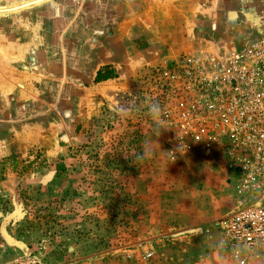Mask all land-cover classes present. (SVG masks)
<instances>
[{
	"label": "rangeland",
	"instance_id": "374dc122",
	"mask_svg": "<svg viewBox=\"0 0 264 264\" xmlns=\"http://www.w3.org/2000/svg\"><path fill=\"white\" fill-rule=\"evenodd\" d=\"M101 2L105 7L111 4L110 0H0V62L7 55L3 45H8L23 59L26 78L37 75L33 90H39L44 80L38 71H45V78L55 77L60 85L68 81L65 73L85 80L90 68L77 61L68 66L63 51L42 48L73 43L67 34L79 23L73 24L72 18L81 8L97 16L108 14L99 7ZM119 3L122 10L116 17L122 25L136 19L160 30L168 22L188 36L190 51L173 57L169 43H163L160 55H170L139 68L120 100L103 102L97 115L73 130L71 140H60L54 149L32 147L0 157V264L211 262L194 256L193 246L185 248L188 257L177 252L183 250L175 238L178 213L168 207L180 191L186 190L184 198H193L189 185L198 168L207 169L211 160L221 163V170L226 167L215 150L197 152L191 139L165 120L164 112L180 98L176 64L181 57H221L264 38L257 34L264 29V0H115ZM50 30L57 34L50 37ZM85 41L78 38V44ZM144 46L136 42L137 49ZM50 55L60 61L50 65ZM38 58H45L46 66H40ZM172 68L174 77L164 79L162 71ZM2 73L0 68V77ZM4 96L0 92V98ZM226 172L229 213L235 200ZM222 250L224 264H235L224 246Z\"/></svg>",
	"mask_w": 264,
	"mask_h": 264
},
{
	"label": "crops",
	"instance_id": "0c3cea01",
	"mask_svg": "<svg viewBox=\"0 0 264 264\" xmlns=\"http://www.w3.org/2000/svg\"><path fill=\"white\" fill-rule=\"evenodd\" d=\"M110 1L111 4L106 7L103 2L99 6L102 10H109L108 14L95 16L96 13L88 12V9L83 12L81 8L72 18L73 24L79 23L67 34L70 41L73 36V43L61 44L59 48L54 44L42 48L63 51V61L68 66L73 65L72 61H77L79 65L90 68V71L86 72V79L89 80L73 79L65 73V79L68 78V81L60 85V82H54L55 77L45 78V71L37 70L39 75L42 73L44 80H39V90H33V82L38 81L36 73L35 78H26L27 70L24 69L23 59L19 54H14L8 45H3L7 55L0 62L3 72V77H0L3 87H0V92L5 95L0 98V157L23 153L32 147L54 149L61 144L60 140H71L73 130L97 115L103 102L120 100L126 89L133 85L132 77L139 68L155 65L170 53V56L175 57L190 51L188 36L186 37L177 26L171 27L167 22L162 29L154 30L143 22H134L136 19L126 26L122 25L120 17H116L120 16L121 4H115V0ZM82 6L84 7V4ZM146 8L148 11L153 9L150 5ZM93 24H96L98 29L96 34ZM51 33L57 34L50 30V37ZM257 34H264V29ZM78 38L88 41L78 44ZM136 42L137 45L145 43V46L139 50L136 48ZM165 42L169 43L170 53L161 56V45ZM52 57L49 56L50 65L60 61ZM38 60L40 66H46L45 58ZM48 74L51 75V72ZM98 74L103 78L100 81L95 80ZM215 152L218 153L223 167L226 164L225 157L219 151ZM218 163L211 160L207 169L198 168L192 185H189L193 190L192 199L184 198L183 192L186 190H183L175 199H171L172 205L170 203L168 207L170 211H174V215L178 213L179 221L174 224L177 227L175 238L183 250L177 249V252L188 257L185 248L193 246V255L196 253L201 259H211L208 264L226 263L221 255L223 246L219 233L211 224L212 220L228 213L224 190V172H227L225 167V170H221V163ZM168 244H171L170 238Z\"/></svg>",
	"mask_w": 264,
	"mask_h": 264
},
{
	"label": "built area",
	"instance_id": "2783aa9c",
	"mask_svg": "<svg viewBox=\"0 0 264 264\" xmlns=\"http://www.w3.org/2000/svg\"><path fill=\"white\" fill-rule=\"evenodd\" d=\"M176 66L180 98L164 118L200 154L225 157L235 208L214 224L233 263L264 264V39L221 57L185 55Z\"/></svg>",
	"mask_w": 264,
	"mask_h": 264
},
{
	"label": "trees",
	"instance_id": "16d2710c",
	"mask_svg": "<svg viewBox=\"0 0 264 264\" xmlns=\"http://www.w3.org/2000/svg\"><path fill=\"white\" fill-rule=\"evenodd\" d=\"M101 79H103V78H101V76L98 74L97 76H96V81H100Z\"/></svg>",
	"mask_w": 264,
	"mask_h": 264
},
{
	"label": "flooded vegetation",
	"instance_id": "af4514ba",
	"mask_svg": "<svg viewBox=\"0 0 264 264\" xmlns=\"http://www.w3.org/2000/svg\"><path fill=\"white\" fill-rule=\"evenodd\" d=\"M96 16V15H95ZM96 18V17H95ZM95 22V21H94ZM94 22H92V21H90V23H94ZM262 39H264V38H262ZM260 40V39H259Z\"/></svg>",
	"mask_w": 264,
	"mask_h": 264
}]
</instances>
